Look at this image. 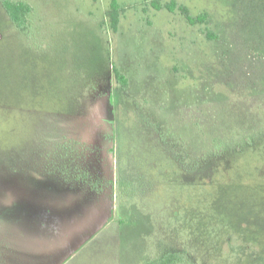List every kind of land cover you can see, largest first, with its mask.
Listing matches in <instances>:
<instances>
[{"label": "rangeland", "instance_id": "1", "mask_svg": "<svg viewBox=\"0 0 264 264\" xmlns=\"http://www.w3.org/2000/svg\"><path fill=\"white\" fill-rule=\"evenodd\" d=\"M10 1L0 264H264V0Z\"/></svg>", "mask_w": 264, "mask_h": 264}, {"label": "trees", "instance_id": "2", "mask_svg": "<svg viewBox=\"0 0 264 264\" xmlns=\"http://www.w3.org/2000/svg\"><path fill=\"white\" fill-rule=\"evenodd\" d=\"M152 3H153L155 8H160V6L157 4L156 1H154ZM2 7H3L7 17L9 18V20L12 22V24L18 30L25 31L28 15L32 12V7L28 3H25L22 1L12 2L10 0H2ZM175 7L176 6H175L174 1H171V3L166 5V8L170 11H173L175 9ZM178 9L185 16V18L187 19V21L190 24H195L196 22H198V23L204 22L207 18L206 13H201L198 16H196L195 18H193L189 15L188 10L185 7L179 6ZM119 14H120V7L118 4V1L117 0H110L109 9H108L106 15L109 18L110 29L113 31H115L117 29L118 22H119ZM113 76H114L115 80L120 84V86L123 89H126L128 87V80L126 79V77L114 67H113ZM254 142L255 141L246 142L243 145L244 147H237L235 150L240 151L242 148H250ZM224 153L223 152L216 153V154L213 153L211 156L204 158V163L206 164L214 158H219V157L221 158V156ZM71 187H72L71 188L72 191H75L74 188H76V187H74V186H71ZM81 188H83V187L80 186L78 189L81 190ZM79 192H82V191H79ZM82 194H83V192H82ZM75 195H77V194H75ZM187 255H189V254H187L186 251H184L183 249H178V250H175L172 252L165 253L159 259L146 261L142 264H184V263L189 262ZM189 256L192 257L191 255H189Z\"/></svg>", "mask_w": 264, "mask_h": 264}]
</instances>
